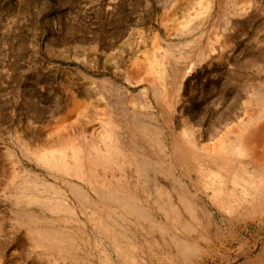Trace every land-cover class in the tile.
<instances>
[{
	"label": "rangeland",
	"instance_id": "obj_1",
	"mask_svg": "<svg viewBox=\"0 0 264 264\" xmlns=\"http://www.w3.org/2000/svg\"><path fill=\"white\" fill-rule=\"evenodd\" d=\"M263 122L264 0H0V264H264V204L228 203L223 174L214 197L211 178L183 174L212 165L170 157L187 145L212 152ZM108 149L118 157L107 182L100 166L91 187L59 166L72 172ZM141 159L179 178L193 217L173 191L179 223L154 207ZM229 167L243 182L257 171L245 155ZM70 185L104 209L109 238L88 234ZM98 189L132 196L155 229ZM182 243L191 253L181 256Z\"/></svg>",
	"mask_w": 264,
	"mask_h": 264
},
{
	"label": "bare ground",
	"instance_id": "obj_2",
	"mask_svg": "<svg viewBox=\"0 0 264 264\" xmlns=\"http://www.w3.org/2000/svg\"><path fill=\"white\" fill-rule=\"evenodd\" d=\"M143 126L144 125H142V127L140 126L141 127L140 130L143 133L150 135V131L146 129L147 127L146 126L143 127ZM245 127H247V124L244 127H241L237 130L233 139L229 138L230 140H228V142L225 141L223 143H219L217 145V149L213 150L212 152L199 155L194 150V147H192L191 145H187L184 148L182 147V150L180 147L178 148V150L173 149V152L171 151L170 153V157L173 158V160L175 159L177 162H179L178 164H180L181 161L183 160V163H181L180 165L182 164L185 165L186 169H187V166H190V163L193 161H196L197 158L199 160L205 161V163H207L208 165L209 164L212 165L213 167L209 166L205 170L202 168L201 169L192 168L191 171H188V169L186 170V172L183 170L182 171L185 177H187L188 180L190 181L192 180L191 179L192 176H190L191 172L193 173V177L198 178V179L201 178V175L203 176V178L204 177L209 178V179L211 178L212 185L210 189L212 193L214 194V197H217V198H219L218 195H221L223 193H221L219 186H217L214 183V181L218 179V175L223 174L225 176V180L232 184V187L228 188L227 189L228 191H226L230 193L229 194L224 193V196H226L225 199L228 201V203H230L231 201L230 199H232V202L234 203V201H237V200L242 201L245 197V202H247V204L250 205L251 207L255 208L257 206L261 207L264 204V122L261 123V126H259L258 128L251 127V128L246 129ZM107 152H108V155L106 157L101 156V155L99 156L95 155L94 157L87 159L86 163L79 164L77 159H75L73 163L74 165H73L72 172H69L66 169V165L63 162L60 163L59 166L65 171L66 175L70 176L71 178L78 179L81 182V185L83 183L85 184V186L87 185L91 187L92 180L93 179L95 180L96 177H99L98 175L95 174L96 166L98 167L100 166L104 173V176L100 177L99 179L102 181L104 180L106 181L105 172L106 170L110 168L108 167L109 164L107 163L109 160V157L110 158L118 157L117 154L114 153V151H112L111 153L108 149ZM243 155H245L248 158V161L250 164H252L254 167L257 168L256 173L254 174L252 173L250 176H245L243 178L245 182L240 180V178L238 177V175H240L239 173H235V171L230 169L229 167L232 164V162H234V160H236L238 157L243 156ZM74 157L77 158V156H74ZM44 162L49 164V160L46 158ZM137 162H138V172H137L138 178L144 181L146 185L151 186V191L153 195L152 204L159 212L164 214L165 219L167 221L179 223V221L177 220V217L173 216L175 207L171 201V196L169 194L172 191L177 200V203L182 207L183 212L193 217L192 215L195 210V201H193L188 191L183 187L179 178L178 180L175 179L173 177V173H171V171H169L167 168L162 167L163 168L162 170H160L158 167L156 168L154 167L152 169L148 168V165L144 159L143 160L141 159ZM81 168H85V170L87 171L90 177L88 180L83 178V176H81L80 174L79 175L77 174L79 173L78 170H80ZM116 169L118 170L119 166L116 167ZM148 175H152V177ZM159 178H161L164 181L166 180L165 183L164 184L159 183L157 181V179ZM112 179L113 177L107 180L110 181ZM71 187H72L71 193L73 194L74 197H76L74 199L81 200L80 203L78 202L76 204L81 209L80 212L82 213L81 216L83 215V224L87 228L88 234L96 236V238L100 241H102L103 239L109 238L111 233L107 231L106 229L107 225H106V220H105L104 209L98 208V205L89 203L86 199H84L82 192L79 190V188L76 185H72ZM204 188H207V187H204ZM118 190L119 188L116 191ZM139 190L144 192L145 188L140 187ZM96 193H98L97 195L99 196L100 200H106V202L114 204V206L119 207V209L122 208L126 210L127 213L133 215L132 217H134L136 221L142 222L145 224L148 223V225L150 226L152 225L153 227H155V225L152 224L151 219L148 217V214L146 213V211L139 205L138 201L132 198V196H130L129 194L127 196L125 195L123 196L122 192H119V193L116 192L112 194V193L105 192L103 189L101 190L98 189ZM229 196H230V199H229ZM214 197H212V199H215ZM86 206L89 207L88 212H85L82 209V207H86ZM56 208H57V212L68 211V208L63 207L61 204H59L58 207ZM178 225H180L181 230L184 232H186L189 229L187 226H185V224H178ZM51 233L47 231L46 232L40 231L38 232L37 235H39L40 237H43V241H44V238L52 237L51 235L55 237L57 236L56 238H59L61 240H63L65 237L64 234L60 230L51 232ZM88 238H90L89 235H88ZM51 241L53 240L51 239ZM181 247H182L181 256H184L185 253L186 254L191 253L190 251H188L190 250L189 247H187L185 244H181ZM58 250L62 251L63 254H66L64 253L66 250L65 244L64 246L60 245L58 247ZM99 262L100 264H107V262L105 261V258L102 257V255L99 258Z\"/></svg>",
	"mask_w": 264,
	"mask_h": 264
},
{
	"label": "crops",
	"instance_id": "obj_3",
	"mask_svg": "<svg viewBox=\"0 0 264 264\" xmlns=\"http://www.w3.org/2000/svg\"><path fill=\"white\" fill-rule=\"evenodd\" d=\"M145 226H148L150 229H155V227H153L152 225L150 226V225H148V223H143ZM183 244V243H182Z\"/></svg>",
	"mask_w": 264,
	"mask_h": 264
}]
</instances>
